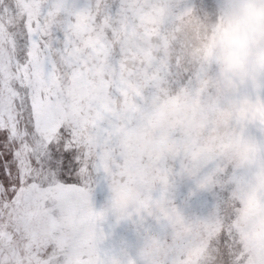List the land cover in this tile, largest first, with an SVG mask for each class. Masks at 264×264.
I'll use <instances>...</instances> for the list:
<instances>
[{"label": "snow or ice", "instance_id": "obj_1", "mask_svg": "<svg viewBox=\"0 0 264 264\" xmlns=\"http://www.w3.org/2000/svg\"><path fill=\"white\" fill-rule=\"evenodd\" d=\"M194 5L213 9L212 0ZM150 8L151 0H0V264H91L93 193L107 184L121 124L139 115L122 107L125 38L145 50L133 70L146 81L143 103L165 83L175 88L199 75L165 55L146 28ZM90 80L95 88L69 94L68 85L83 89ZM220 178L223 186L197 202L201 212L227 198L237 173ZM219 214L216 264H245L231 210Z\"/></svg>", "mask_w": 264, "mask_h": 264}, {"label": "rangeland", "instance_id": "obj_2", "mask_svg": "<svg viewBox=\"0 0 264 264\" xmlns=\"http://www.w3.org/2000/svg\"><path fill=\"white\" fill-rule=\"evenodd\" d=\"M199 2L151 0L145 16L147 30L160 37L165 55L182 68L197 70L193 83L175 88L165 83L143 103L146 81L142 71L133 70L139 68L145 50L133 35L125 38L117 69L123 83L122 107L139 115L121 124L115 155H108L107 184L93 193L91 264H148L138 251L148 236L157 237L163 246L152 264H192L193 253L197 264H216L211 241L221 227V207L232 212L229 227L240 254L247 257L245 264L264 262V53L250 57L251 75L229 81L221 76L215 59L205 60L199 52L202 37L194 22L227 18L241 23L246 33L262 35L264 24L242 21L244 0H212L211 11L197 8L194 4ZM252 2L264 8V0ZM67 88L72 95L95 84L90 80L83 89L76 83ZM237 138L254 146L243 162L235 155ZM217 143L228 147L220 151ZM226 170L237 173L227 198L201 212L197 202L206 198V189L223 186L220 174ZM117 182L121 196L114 204Z\"/></svg>", "mask_w": 264, "mask_h": 264}, {"label": "clouds", "instance_id": "obj_3", "mask_svg": "<svg viewBox=\"0 0 264 264\" xmlns=\"http://www.w3.org/2000/svg\"><path fill=\"white\" fill-rule=\"evenodd\" d=\"M241 19L245 23L260 25L264 24V8L254 4L252 0H244V7L241 10ZM197 31L202 39L199 44V52L202 57L215 59L220 66L222 77L231 81L233 76L243 79L251 75L250 57L254 53H264V35L257 32L246 33L241 23H232L227 18L220 17L211 24L194 22ZM247 43V47H245ZM220 151H224L228 145L217 143L215 145ZM236 157L243 160L248 159L254 153V146L239 138L234 144ZM119 184L113 188V203L120 199ZM141 258L152 264L154 258L163 251L161 242L155 236L145 237L139 246ZM192 264H197L198 257L193 253L190 256ZM183 264V262H181Z\"/></svg>", "mask_w": 264, "mask_h": 264}]
</instances>
